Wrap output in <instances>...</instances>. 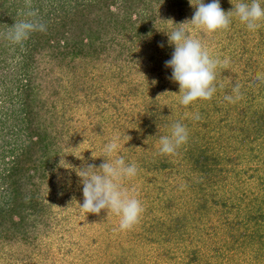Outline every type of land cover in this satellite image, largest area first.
Masks as SVG:
<instances>
[{"label":"trees","instance_id":"16d2710c","mask_svg":"<svg viewBox=\"0 0 264 264\" xmlns=\"http://www.w3.org/2000/svg\"><path fill=\"white\" fill-rule=\"evenodd\" d=\"M32 2L33 5L29 6L26 0H0V251L7 246L12 249L7 251L11 264H38L40 253L44 257L41 260L51 257L53 244L45 242L44 238L63 232L68 219L60 216L56 204L59 195L65 197L69 193L56 191L54 182L66 169L68 154L75 142L78 144L80 135L75 128L70 127L69 123L75 119L73 107L61 93L73 89V95L70 96L75 99L81 91L77 92L79 83H74L73 88L68 89L62 77L53 79V75L57 70L62 71L61 74L65 71L69 79L80 75L78 78L85 79V84L89 86L80 87L84 92L93 86L91 82L105 90L113 88L118 91L122 88V96L114 95L119 103L114 105V109L115 112L126 110L122 107L124 101L131 102V97L134 101L137 96H146L142 89L143 83L130 78L132 66L146 62L142 50L146 42L154 39L160 45L161 38L167 34L164 31L171 32L181 27L178 24L185 22L190 11L195 12V5L200 0H192L193 4L189 0ZM32 12L34 15H29ZM17 21L37 22L44 25V30L32 31L19 43L12 54L14 60L9 63L11 45L9 40L5 42L6 33L12 31ZM255 40L257 49L261 50L264 47V32L261 38ZM244 41L236 55L253 51L250 49L252 39L248 37ZM250 54L251 57L245 58L249 61V67H259V59H253L255 53ZM156 62H160L159 58ZM106 64L110 65L113 73L111 76L102 74L100 83L93 70ZM255 74L250 78L251 82L261 84L263 81L256 80ZM161 80H158V91L145 105L146 127H136L137 130L148 131L155 139L171 129L169 125L174 121L170 103L160 96L167 91L170 81ZM262 91L264 89L259 93ZM85 94L87 98L90 95ZM253 97L258 99L253 95L251 100ZM249 110H252V114L242 110V115L249 118L248 127H226L224 131L222 127H216L220 134L214 138L209 127L210 130L205 127L204 130H198L197 127H188L192 124L187 122L189 139L176 153L161 154L156 151L155 154H148V160L147 157L138 156L130 161L138 170L143 168L156 172L178 169V174L182 175L188 187L186 196L191 207L187 208V213H179L170 219H158L155 223L167 240L190 238L189 229L197 218V202H202L201 207H206L209 202L222 203L227 209L224 212L227 220L235 210L245 215V219L230 222L233 240H243L245 244L258 246L256 250L264 256L263 175H258L261 178L257 180L263 184L259 191L249 193L242 190V187L248 186V179L256 177L253 170H248L253 168L251 161L257 160L264 165V109L257 103H251ZM176 121L186 124L181 117ZM96 129L98 131L90 138H97L98 143L101 140L104 143L100 147L102 150L110 141L109 134L105 127ZM224 140L226 144L221 143ZM231 145L232 149L229 148ZM257 149L260 151L256 152ZM241 150H247L254 156L248 159V166L242 171L238 170L239 165L245 162L243 155L239 154ZM103 158L89 159V166L99 168ZM127 182L131 184L129 180ZM229 188L233 191L232 198L219 195V192ZM174 195L165 200L167 207L179 204L178 196L176 193ZM228 199L245 203L246 207L242 209L235 202L228 204ZM236 217L235 213L233 219ZM68 241L62 244L66 245ZM199 252L192 248L187 253L190 263L200 261L202 254ZM124 254L117 263L127 264L130 261L129 254ZM208 264L214 263L208 260Z\"/></svg>","mask_w":264,"mask_h":264},{"label":"rangeland","instance_id":"374dc122","mask_svg":"<svg viewBox=\"0 0 264 264\" xmlns=\"http://www.w3.org/2000/svg\"><path fill=\"white\" fill-rule=\"evenodd\" d=\"M26 1L29 6L34 3L32 0ZM211 2L212 0H207L205 3ZM239 2L241 0H220L221 7L225 12L234 10V4ZM188 14L190 15L187 16V19L185 18V22L191 20L194 12L191 13L190 11ZM184 27L193 38L202 42L210 56L218 58L221 62L216 68V79L214 81L216 92L213 95L215 97L213 99L197 100L189 106H184L180 103V87L177 85L178 83H172L170 79L172 70L166 71L167 68L165 67V62L171 59L175 49L174 45H169L167 34L160 41L163 47L152 39L146 42V45L142 48L145 52L143 58H145L146 62L135 63L134 67L132 66L131 68L130 78L134 82L140 81L143 83L142 89L146 96H137L134 101L133 97H131L132 104L124 101L122 106L126 109L124 111L115 112L114 109V105H119L118 98L115 96H122V93H124L122 88H119L118 91L113 88L105 90L103 87L95 86V83L91 82L93 86L87 89V92H84L80 90V87L83 89L84 85L88 88L89 86L88 83L85 84V79L78 78L80 75L69 79L67 74L64 73L65 71L61 74L60 72L62 71L60 70H57L53 75V79L58 76L62 77L63 83L66 85L65 87L68 86V89H72L74 83H79L77 92H81L76 95L75 99L70 96L73 95V89L71 91L64 90L61 95L73 107L72 114L75 119L69 124L70 127L75 128L79 132L80 137L77 141L78 144L75 142L68 154L66 169L59 174V177L54 182L56 191L63 190L69 193L63 197L61 191L62 196L59 195L57 197L56 204V209H59L60 216L68 217L65 222V229H63V232H56L50 237L44 238L45 242H52L53 250L52 254H50L51 257L44 260H41L44 257L40 253L38 255V264H51L53 262H56V264H119L117 262L122 259L121 255L124 253L129 254L130 261L127 264H208V260L214 264H264V256L260 255L259 251L256 250L258 246L254 245L253 247L245 244L243 240L239 242L233 240V230L230 227V222L245 219L244 212L240 214V210L238 212L235 210L227 220V216H224V212L227 209L222 203L209 202L206 207H201L202 202H197L196 205L199 206H196L198 211L197 218L194 221V226L189 229L191 235L187 240H167L160 233L161 229L159 228L158 230L155 226L158 219H170L179 213L185 214L187 213V208L191 207L189 198L186 196L188 187H186L182 175L178 174V169L154 172L142 168L138 170L135 177L119 181L122 191L127 195L138 198L143 206V212L138 223L129 230H120L119 217L115 213L108 215L107 210H102L99 215L91 214L83 210L79 205L83 203L84 197L82 178L79 177L78 170L86 169L89 166V159H100L103 154L100 147L104 143L101 140L98 143L97 138H90L98 131L97 127L106 128L110 141L118 138L120 149L116 155L122 156L126 163L130 164V161H133V157L136 159L138 156L140 158L147 157L148 160V154L152 155L159 151L160 137L155 139L148 131H141L136 128L146 127V121H144L146 119L144 117L146 112L145 105L148 99L152 98L155 92L158 91L159 86L157 84L159 79L170 81L167 91L160 95L167 100L166 103H170L172 108L174 121L169 127L177 123L176 120L181 117L186 122V127L188 122L192 124L188 127H197L198 130H204V127L205 129L210 128L212 129L211 135L217 138L220 133L216 127H222L224 131L226 127L228 129V127L249 126V118L242 115V110H248L252 114V110H249L251 103H257V106L264 109V91L261 94L259 93L261 89H264V80H262L261 84L250 80L255 72L264 74V47L259 50L255 45V39L261 38V34L264 32V22H261L260 27L256 30H249L239 20L238 16L233 14L231 22L214 33H205L191 25H184ZM6 35L5 42L9 40L11 45L10 63L14 60L12 54H14L15 48L19 43L10 40L8 38L9 33H6ZM248 37L252 39L251 44L250 41L249 44L250 49L253 51L236 55L237 50L239 53V49L243 47L244 39L248 40ZM252 52L255 53L253 54V59L257 61L258 58L261 63L259 67L250 68L247 64L249 61L247 62L245 58L246 56L251 57L252 54L250 53ZM260 52L262 54H259ZM152 57L155 61L150 60ZM157 58H159L160 62H156ZM93 71L96 80L98 79L100 83L102 82V74L111 76V72L113 73L109 64L100 65L99 68H95ZM236 87H239L240 99L236 102L226 100L225 97L228 95L235 96L233 90ZM85 93L90 94L89 99ZM253 95L258 97V101L254 97L251 100ZM62 103L63 101L60 104ZM79 103H82V105L80 104V106ZM133 103H135L134 106ZM99 112H101V115ZM246 121L247 123H245ZM75 129L73 130L75 131ZM1 131L2 128H0V133ZM170 132L171 129H168L164 135H169ZM221 143L226 144L227 142L224 140ZM229 148L232 149L233 146L231 145ZM255 151L258 152L260 150L257 149ZM239 154H242L245 160L239 165L238 170L242 171L244 167L248 166V159L254 156L248 153L247 150H241ZM262 158L264 160V150H262ZM104 162L105 158H103L102 163ZM251 162L252 164H250L253 168L247 169L253 170L256 177L248 179V186L242 187L243 191L249 193L259 191L262 187L263 184L257 180L261 178L258 175H263L264 179L263 163L257 160ZM260 166L262 168L257 170ZM128 180L131 182V186L128 184ZM174 193L178 196L179 204H176L175 200V204L172 207H167L165 200L173 198L175 196ZM232 193V189L229 188L219 192V195L221 196L222 194L223 197L232 198ZM227 201L229 202L228 204L237 203L236 205L241 206L242 209L246 207L245 203L241 204L235 199H228ZM220 202L222 201L220 200ZM235 213L237 217L234 220ZM67 240H70V242L68 241V244L63 245L62 243ZM192 248L198 249L200 251L199 254H202L198 263H190L189 261L190 256L187 253H190ZM9 250L10 248L7 246L0 251V264H11L10 258H7V251Z\"/></svg>","mask_w":264,"mask_h":264},{"label":"clouds","instance_id":"9594fccd","mask_svg":"<svg viewBox=\"0 0 264 264\" xmlns=\"http://www.w3.org/2000/svg\"><path fill=\"white\" fill-rule=\"evenodd\" d=\"M189 2L193 4L192 0ZM195 7L191 20L178 24L181 27L171 32L164 31L168 35L169 45L175 46L171 59L165 62V67L172 69L170 79L179 84L180 103L184 106L213 97L216 92L214 86L216 68L221 63L218 58L210 56L202 42L193 38L184 25H191L205 33H214L226 27L231 22L233 14L238 16L249 30H256L261 22H264V0H241L234 4V10L228 12L222 9L220 0H212L211 3L200 0ZM37 29L44 30V25L31 21L17 22L12 26L8 38L21 43ZM255 79L264 80V74L257 73ZM233 91L235 96L228 95L225 97L226 100L236 102L240 99L239 87ZM188 139L187 127L177 122L172 126L169 135L159 138V152L174 154L187 143ZM119 149L118 138H114L103 146L102 157L105 158V162L99 168L90 165L84 170H78V175L82 178L84 197L83 203L79 205L91 214L99 215L102 210H107L108 215L115 213L119 217V228L123 231L133 228L138 223L143 206L138 198L127 195L121 189L119 181L135 177L138 168L135 164L126 163L122 156H117Z\"/></svg>","mask_w":264,"mask_h":264}]
</instances>
